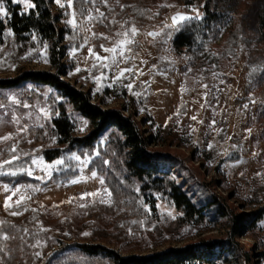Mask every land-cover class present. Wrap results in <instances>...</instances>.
<instances>
[{"label": "rangeland", "instance_id": "obj_1", "mask_svg": "<svg viewBox=\"0 0 264 264\" xmlns=\"http://www.w3.org/2000/svg\"><path fill=\"white\" fill-rule=\"evenodd\" d=\"M211 1L215 5H220L223 14L222 25L218 27L217 33L209 32L207 38L201 35L199 28L197 34L190 39L189 49L175 46L177 37L181 33H187L184 24L172 31V37L167 44L162 42L163 33L161 37L156 38L148 37L146 33L170 24L171 16L177 11L194 16L195 13L190 12L188 5L197 7L202 12L203 7L201 6L205 5L208 0H108L107 7L98 5L107 19L104 23H94L91 26L92 31L104 33L113 39L91 38L90 44L95 46L96 51L104 54L99 45L104 43L105 46H111L116 38V31L122 24L125 27H131L134 24L139 32L135 37L136 43L131 45L132 54L136 56L133 63L142 67L144 72V75L137 79V88L140 81H149L146 86V96L138 99L119 87L105 88L102 92L94 93V83L90 79H80L81 76H88V69L93 75L96 74V70L92 68V59L85 61L87 46L75 54L82 71L73 76L65 75L63 79L79 90L90 94L92 101L105 109H119L125 114H132L138 122L144 120L149 130L158 134L161 141L151 149L164 157L176 158L179 163L178 167L162 163L159 168L170 171L197 204L206 207L208 201L216 196L234 214H245L255 220L258 213L264 214V110L260 108V104H264V0ZM121 4L125 5L123 9L119 6ZM19 6L23 9V5ZM82 7L87 9L93 6L91 4L82 5L81 0H73V8L78 13V24L82 21L79 15ZM109 8L112 9L111 12ZM52 9L59 17L60 26L67 31L68 36H72V29L62 22L67 17H61V10L54 3H52ZM112 19H116L119 23L111 25L109 21ZM201 40L205 47L199 46ZM80 42L64 39L65 74L76 63L68 56L67 48L73 43L78 45ZM42 43L40 41V46ZM2 45L0 59L3 63H0V81L13 80L26 72H54L50 61L45 64L35 59V54L31 58L20 59L28 47H37L36 42L19 46L12 37H9L7 42L3 41ZM49 52L48 49V56ZM4 53L10 55L5 57ZM213 53L215 55H211ZM163 56L169 59L161 60L160 57ZM185 57L190 59H185ZM141 60L146 61L142 66ZM13 63L16 65L14 69L9 67V64ZM153 64L157 66L155 70L152 69ZM120 66L129 65L121 64ZM187 68H191V71L185 76ZM161 72H166L167 76L161 75ZM214 73H219V77H214ZM27 84L29 82L19 88L26 87ZM182 84L187 89L184 93L180 92ZM202 84L209 85L210 95L208 97L202 95L206 91L201 87ZM38 87L43 89L46 86ZM17 89L3 90L14 92ZM216 89L220 90L219 103L211 95V92H215ZM55 93L58 94L56 91ZM249 93L255 100V104L250 103L249 109L244 110L242 105L248 102ZM0 102L9 103L6 100H0ZM64 102L63 99L58 102L49 99V103L56 109ZM201 104H205V107L201 108ZM208 104L216 108L215 117L212 116V110ZM141 108L144 111H138ZM65 109L73 124V117L79 114L67 104ZM177 109L181 112L178 126L175 124L177 117L174 115ZM23 111L22 108L18 109V114H22ZM10 115V112L0 113L5 121L10 120ZM192 115H197V121L190 119ZM170 116L172 119L168 120L167 126H164L165 120ZM213 118L217 121L215 127L221 128L222 131L219 135L210 132L205 136V129ZM199 120H203L204 123H198ZM22 122L28 121L25 119ZM50 123L52 124V121ZM189 125L196 129L191 132L190 136L188 135ZM165 128L166 131H163ZM248 128L251 129V133L245 131ZM14 129L15 126L10 123L0 124V135L14 131ZM47 133L48 135L44 136L40 130H37L34 136L32 134L28 136V139L32 140L31 143L24 140L18 147L23 151L31 152L43 145L44 147L40 148L38 153L41 155L46 150L64 149L57 144L58 141L49 147V137L55 135L51 126L47 127ZM89 133L90 125L83 133L74 127L75 137H84ZM111 133V130H106L101 135L98 146H105ZM225 136L231 139L224 140ZM193 139L201 143L194 145ZM101 140L104 141L102 145ZM209 140L215 142L212 150L204 147ZM232 144H236L239 150L232 149L230 147ZM2 146L3 144L0 143V147ZM222 148H228L232 157L217 155ZM254 152L257 155L254 156ZM240 157L243 158L242 163L231 166L232 159ZM209 159H213L211 166L207 165ZM90 169L91 165L84 170L85 177L90 175ZM77 172L79 176L80 170L77 169ZM258 172L260 175H256ZM61 174L54 173L52 179L43 182L26 175L16 178L0 176V220L17 221L28 217L31 209H37V220L41 222L35 225L38 238L47 241V246L43 249L45 263L48 259L47 254L57 251L61 244L68 246L101 244L124 256H137L160 253L172 248H185L203 242L214 245L210 253L212 264H255L257 260H264V257L260 256V253L264 252V217L255 224L254 222L249 224L235 237L229 234L227 219H220L210 208L204 211L206 218L201 223H182L179 212L166 197L161 195L159 201L154 196L149 202L152 213L149 220L145 221V225L151 230L146 231L138 224L131 223L133 220L143 219L142 216L132 215V211L125 210L126 217L123 219L122 214H119L116 208L101 205L98 202L94 205L89 204L83 209L79 207L78 199H73L69 203V198H78L80 193L93 191L99 187V184L96 180L87 178L76 184H68L63 178L57 179L56 176ZM4 183L10 185L15 183L39 184L42 191L29 193L31 198L26 202L29 210L14 217L3 208L6 195L2 187ZM61 201L64 202L61 203ZM157 203H161V208L155 207ZM165 208L172 209L176 214L175 220L168 217L167 212L164 211ZM111 210L116 212H110ZM152 225L155 226L152 227ZM41 226L49 231H39ZM129 227L135 235L127 234ZM192 227L196 228L195 232L190 231ZM82 231H89L91 235L81 236ZM64 233L69 235H64ZM52 240L56 242L53 243ZM228 241L232 242V246L228 250L222 249L220 244H226ZM246 255L248 256L245 257ZM0 261L8 264L1 258ZM35 264H41V262L35 260Z\"/></svg>", "mask_w": 264, "mask_h": 264}, {"label": "snow or ice", "instance_id": "obj_2", "mask_svg": "<svg viewBox=\"0 0 264 264\" xmlns=\"http://www.w3.org/2000/svg\"><path fill=\"white\" fill-rule=\"evenodd\" d=\"M6 3H11L15 5H23V9L21 11V15H38V12L35 10L38 8V5L34 2V0H0V25H3L5 18H10L12 13L6 7ZM51 3H54L61 10V17H67V19H63L62 22L70 27L73 31L72 36H68L65 34L64 39L70 41H81L78 45L73 43L71 46L67 48V54L74 61H76L75 66L67 71V76H73L76 73H80L82 68L80 63L78 62L75 54L80 50L84 49L87 46V56L85 57V61L89 58L92 59V68L96 70V74L93 75L91 70L88 69V76H81L80 79L88 80L90 79L94 85V93L102 92L105 88H116L119 87L121 89L126 90L128 94L133 97L140 98L141 96L147 95V88L149 81H140L139 86L137 88V79L139 76H143L144 72L142 67H138L135 63L136 56L132 54L131 45L136 43L135 37L139 32V29L133 24L131 27H125L123 24L116 31V38L111 46H105L104 43L99 45L100 49L104 54L95 50V46L90 44L91 38H103L104 40L113 39L110 36H107L104 33H96L92 31V25L96 22L104 23L107 19L105 13L100 11V7L98 5H103L105 7L108 6V0H81L82 5L91 4L93 7L84 8L82 7L80 10V17H82V21L78 24V13L73 8V0H51ZM121 9L125 7V5H119ZM166 7H172L173 5H164ZM191 13H195L194 16L186 14L181 11L175 12L171 16V23L165 24L158 30L148 31L146 35L148 37L156 38L161 37L162 42L164 44L168 43V40L172 37V31L177 30L178 26L183 23L184 25L187 22L195 20L200 23L201 35L205 38L208 37V33L212 31V26L207 22L209 20V15L206 12H201L199 8L194 7L192 5L187 6ZM201 7H204L202 5ZM112 9L109 8V12ZM95 13V14H94ZM111 25H116L119 22L116 19H112L109 21ZM167 29V31H166ZM182 30V29H180ZM218 31V29H217ZM25 35H30L31 42H36L37 47H28L27 51L24 53L20 59H26L33 57L35 54V59L42 61L45 64L49 63L48 49L49 44L45 40L40 46V41L35 33L32 31L31 33H25ZM0 36H2L3 40L7 42L9 37H15L16 32L11 27H0ZM155 42V41H153ZM195 42V41H194ZM200 47H205L203 40L199 45ZM3 45L0 44V50H2ZM58 50V48H57ZM9 53H4L5 57H8ZM211 55H215L214 53ZM161 60H168L169 57L163 56L160 57ZM185 59H190L189 57H185ZM0 63H3V60L0 59ZM146 61L141 60V66L145 64ZM121 64H126L129 66L121 67ZM9 67L15 68L16 65L9 64ZM87 68V65H85ZM215 67V65L213 66ZM157 66L155 64L152 65V69H156ZM191 68H187L185 72V76L187 72H190ZM161 75L167 76L166 72H161ZM219 73H214V77H219ZM201 79H203L201 77ZM127 81V82H125ZM223 83V81H221ZM201 87L206 89L202 93L204 97H208L210 95L209 85L202 84ZM215 87V85L213 86ZM186 87L184 84L180 87V92L184 93L186 91ZM219 89H216L215 92H211V95L216 102L219 103L218 93ZM93 93V94H94ZM42 98V99H41ZM52 99L53 102H58L62 100V96L55 93L54 88L52 87H44L41 89L35 84L29 83L26 87L18 88L16 91H5L0 89V100H6L9 103L0 102V113H11L10 120L5 121L3 116H0V124L10 123L15 126L14 131H9L6 134L0 135V143L3 144L0 147V176H8V177H19L21 175H26L27 177H32L36 181H47L53 178L54 173H63L65 177L69 175H73L76 169L80 170V175L76 176L73 179H67L68 184H76L80 181L87 179L96 180L99 184L93 191H84L80 193L78 198H69L68 202L71 203L73 199H78L80 201V208H87L89 204L99 203L101 205H108L110 207L117 208L119 212H124L126 210L133 211L138 213L143 219L133 220L132 224H138L141 229L146 231H150L151 228L146 227L145 221L149 220L152 207L149 203L145 202L143 195H140V187L136 186L134 188V192L137 194L136 197L131 195H125V192L132 188V185L128 184H118L114 188H109L106 185V175L108 171L113 170V165H110L109 159L104 158L101 155V152L98 148H92L90 151L83 152L78 154L76 151L69 150L68 152L59 155L57 157H53L50 161L45 158L44 155L38 154L39 149L44 146H39L38 149H33L31 152L21 150L18 145L21 141L27 140L28 143H31L32 140L28 139L29 134L36 133L37 130L42 132V135L47 136V127L51 126L53 129L55 128L54 124L50 122L54 117H59L60 112L58 109L54 108L50 103L49 99ZM33 102L30 103L29 101ZM183 103V101H182ZM207 103V101H206ZM255 104V100L252 99L251 93H249L248 102L242 105L244 110L249 109V104ZM205 107V104H201V108ZM208 107L212 110V116L215 117L217 112L216 108L208 104ZM23 109L22 114H18V109ZM260 108L264 110V104H260ZM138 111H144L143 108ZM177 117L175 120V124L178 126L180 123L181 112L179 109L174 113ZM27 120L28 122H22V120ZM172 119V117H168L164 126H167L168 120ZM192 121H197V115H192L190 117ZM89 120L84 118L83 116L76 115L73 117V125L75 129L81 133L85 131V129L89 125ZM198 123H204L203 120H199ZM217 121L213 118L210 120L207 125L204 135L207 136L210 132H215L216 134H220L222 129L219 127H215ZM196 131L195 127L189 125V133ZM246 132L251 133V129H245ZM224 140L231 139V137L225 136ZM57 137L55 135L49 137V147L56 144ZM104 143L103 140L100 141L102 145ZM192 143L194 145H198L201 142L193 139ZM215 142L209 140L206 142L204 147L207 150H212L214 148ZM232 149L239 150V147L236 144H232L230 146ZM6 154V158L5 157ZM217 155H223L225 157H232V153L228 148H222ZM253 155H257V153H253ZM214 159V158H213ZM213 159H209L207 161V165L211 166L213 164ZM68 161H72L74 163H69ZM243 158L232 159V165H239L242 163ZM227 163V162H226ZM89 165H92L90 169V175L85 177L84 170L89 168ZM243 173H241L242 175ZM256 175H260V173H256ZM173 181L180 185V181L176 178H172ZM55 182V181H54ZM3 191L6 193L3 200V208L5 211L9 212L11 216H19L23 211H28L27 201L30 200L31 196L29 193L42 191L39 184L33 185L32 183H15L10 185L9 183L3 184ZM114 193L123 198L116 201L114 200ZM149 195H155L157 200H160V193H152L149 192ZM15 197V199H14ZM85 198H88L85 200ZM64 201H61L63 203ZM134 205V207H133ZM43 207V206H41ZM156 208H161V203H157L155 205ZM33 213L37 212V209H31ZM165 212H167L168 217L175 220L176 214L173 213L171 208H165ZM178 215L183 216L184 214L178 213ZM35 219V216L33 217ZM6 221L0 220V225H4ZM37 224L41 222L36 220ZM155 225H152L154 227ZM23 233L28 235H32L35 239V242L30 244L29 247L34 249L32 252V256L35 260L40 261L41 264H45V254L43 249L47 246V241L37 238V234H32L28 232L27 228H24ZM39 231L47 232L49 229L41 228ZM59 231V229H57ZM190 231L195 232L196 228L192 227ZM128 235H135L133 233L132 228L129 227L127 229ZM64 235H69L68 233H64ZM81 236H89L91 233L89 231H82L80 233ZM7 235H4V239H7ZM23 239V237H21ZM51 239V237H49ZM55 243V240H52ZM151 246V245H149ZM0 254L7 255L5 249L0 246ZM60 253H56L55 256H59ZM48 259L46 260V264H53L54 254L48 253ZM260 256L264 257V252L260 253ZM0 264H3L0 261ZM59 264V262H57ZM82 264H91L90 261H83ZM255 264H264V260H257Z\"/></svg>", "mask_w": 264, "mask_h": 264}, {"label": "trees", "instance_id": "obj_3", "mask_svg": "<svg viewBox=\"0 0 264 264\" xmlns=\"http://www.w3.org/2000/svg\"><path fill=\"white\" fill-rule=\"evenodd\" d=\"M34 2L38 5L35 10L38 15H21L22 9L19 5L6 3V7L12 15L10 18H6L0 27L13 28L16 36L12 38L19 46H25L30 42L31 37L25 35L26 32L35 31L40 41L46 40L49 44V61L54 72H26L13 80L0 81V89H17L29 82L37 86L52 87L58 95L62 96L65 102L58 105L60 115L52 120V124L55 125L53 131L57 137V144L64 149L44 151L43 155L47 160L50 161L53 157L62 155L69 150L81 154L92 148H98L101 155L109 159L110 165H113V170L108 171L106 175V185L109 188H114L121 183L132 185L133 187L129 188L125 195L136 197L134 188L139 186L140 195H143L147 203L155 196L149 195L150 191L160 193L173 204L179 213L184 214L180 218L182 223H201L206 218L204 211L210 208L220 219H227L229 234L236 237L249 224H253V222L255 224L263 219L262 212L256 215L255 220L245 214L236 215L216 196L208 201L206 207L197 204L181 184L177 185L173 181L174 176L170 171L159 168L162 163H168L175 167H178L179 163L176 158L164 157L151 149L161 141L158 134L149 130L144 120L138 122L132 114H125L119 109H105L94 103L90 94L65 81L63 79L66 75L63 59L66 48L63 46V42L67 31L60 26L59 17L52 9L51 0H34ZM202 12L209 15L207 22L212 26L210 33H217V29L223 21L220 5H215L211 0H208L202 8ZM184 27L187 28L185 31L187 33H181L177 37L175 46L176 48L189 49L191 47L190 39L197 34L201 25L192 20L187 22ZM3 41L0 36V44ZM66 104L71 106L77 114L89 120L90 133L87 136H74V126L66 112ZM106 130L112 131L111 136L105 146H98L99 139ZM163 131H166V128ZM69 163L74 162L69 161ZM77 174L76 169L73 175L65 177L62 173L56 177L67 181V179L76 177ZM114 198L118 201L123 197L114 193ZM113 211L116 212L115 210L110 212ZM131 213L136 217L140 216L136 212L132 211ZM131 213L129 214L131 215ZM119 214H122L123 219L126 217L125 211L119 212ZM34 216L35 219H33ZM37 218L38 213H33L30 210L28 217L17 221L5 219L6 223L0 225V246L7 252L6 256L0 254V258L4 262L35 264V258L32 256L34 249L29 247L35 242V239L32 235L23 233L22 230L27 228L29 233L37 234L38 238L35 226ZM5 234L7 239H4ZM220 245L222 249L228 250L232 246V242L228 241L226 244L221 243ZM213 248L214 245L203 242L151 255L124 256L101 244H73L70 246L61 244V247L53 252V264H57V262L59 264H82L83 261H90L91 264H212L210 253ZM56 253H60V255L55 256Z\"/></svg>", "mask_w": 264, "mask_h": 264}, {"label": "water", "instance_id": "obj_4", "mask_svg": "<svg viewBox=\"0 0 264 264\" xmlns=\"http://www.w3.org/2000/svg\"><path fill=\"white\" fill-rule=\"evenodd\" d=\"M187 14V13H186ZM189 15H191V14H189ZM181 24H183V23H181Z\"/></svg>", "mask_w": 264, "mask_h": 264}]
</instances>
